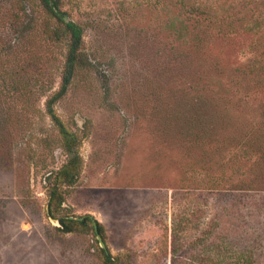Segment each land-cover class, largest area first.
Here are the masks:
<instances>
[{"label":"rangeland","instance_id":"obj_1","mask_svg":"<svg viewBox=\"0 0 264 264\" xmlns=\"http://www.w3.org/2000/svg\"><path fill=\"white\" fill-rule=\"evenodd\" d=\"M207 4H224L233 24L188 12ZM62 10L82 26L89 62L55 104L81 138L70 211L103 225L117 264H264V72L248 73L264 66V0H63ZM12 26H32L12 53L39 74L26 122L0 128V264H100L96 234L62 232L47 214L44 179L66 154L45 100L65 43L50 39L55 18L40 0H0L1 46Z\"/></svg>","mask_w":264,"mask_h":264},{"label":"trees","instance_id":"obj_2","mask_svg":"<svg viewBox=\"0 0 264 264\" xmlns=\"http://www.w3.org/2000/svg\"><path fill=\"white\" fill-rule=\"evenodd\" d=\"M47 14L55 18V26L51 28L50 39L55 43H65L64 60L60 72L59 87L47 95L45 100V114L49 117L55 127L57 137L61 142L62 150L66 154V160L56 169L49 170L45 176V188L47 193V214L57 219L58 229L62 232L91 231L99 233L102 239L105 238L103 225L91 214L77 215L70 211L66 205L67 189L77 181L82 159L79 153L81 138L70 129L55 110V104L66 94L73 78L77 72L87 65L88 59L83 51V28L82 26L64 17L62 10L63 0H40ZM188 12L199 19L200 24L221 26L222 24L232 25L233 21L227 18L232 17L229 8L224 4L219 7H211L207 4L202 7L190 5ZM26 13L27 8L23 9ZM203 15V17H202ZM243 26L246 24L242 23ZM13 35L8 43L0 45V128L13 119L16 124L25 123L23 110L26 99L32 95L31 88L37 82L34 75L38 66L34 60L25 57H18L12 52L20 39L32 26H12ZM11 55L12 57L8 58ZM264 72V66L258 62H252L248 66V73L261 78L259 73ZM35 73V74H34ZM20 116V117H19ZM100 250V264H117L120 255H113L107 247Z\"/></svg>","mask_w":264,"mask_h":264},{"label":"water","instance_id":"obj_3","mask_svg":"<svg viewBox=\"0 0 264 264\" xmlns=\"http://www.w3.org/2000/svg\"><path fill=\"white\" fill-rule=\"evenodd\" d=\"M50 218H51V217H50ZM55 221L58 223V226H59L60 224H59L58 220L55 219ZM96 236L99 238V242H100L101 247H102V248H105L104 242H103V240H102L100 234H99V233H96Z\"/></svg>","mask_w":264,"mask_h":264}]
</instances>
